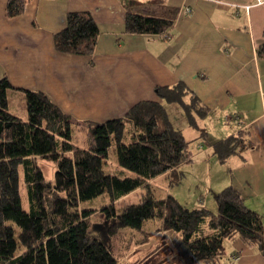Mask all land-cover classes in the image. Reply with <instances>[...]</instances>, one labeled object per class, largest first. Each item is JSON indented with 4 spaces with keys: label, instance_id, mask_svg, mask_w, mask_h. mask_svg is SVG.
Here are the masks:
<instances>
[{
    "label": "trees",
    "instance_id": "obj_1",
    "mask_svg": "<svg viewBox=\"0 0 264 264\" xmlns=\"http://www.w3.org/2000/svg\"><path fill=\"white\" fill-rule=\"evenodd\" d=\"M27 2L7 0L5 17L20 16ZM171 25L170 20L126 10L123 30L158 35ZM96 36L89 14L72 12L65 15L64 27L52 42L58 53L89 56ZM256 55L264 58V43ZM9 89L7 80L0 79V264H118L132 246L165 233L172 264H233L222 247L224 239H237L246 248L256 246L264 256L260 219L233 187L213 195L215 213L188 209L170 195L155 196L150 182L190 161L187 142L170 125L163 104L178 106L187 125L205 137L199 122L208 111L184 83L154 87L159 102H139L120 118L82 124L72 122L40 92L29 90L17 91L26 105L33 101L41 108L29 109L21 120L8 112L3 94ZM245 135L239 131L214 143L212 154L218 162L247 149ZM88 156L99 160L98 175ZM42 160L54 166L51 180L43 177L38 165ZM13 172L25 190L27 211L22 209L18 184H12ZM176 183L178 179L171 178L168 185ZM132 195L135 203L129 201ZM107 196L110 202L105 203ZM96 198L104 203L86 206ZM99 209L111 211V216L105 219ZM93 216L101 220L94 223ZM147 222L151 224L144 226ZM203 228L210 234L202 235Z\"/></svg>",
    "mask_w": 264,
    "mask_h": 264
},
{
    "label": "crops",
    "instance_id": "obj_2",
    "mask_svg": "<svg viewBox=\"0 0 264 264\" xmlns=\"http://www.w3.org/2000/svg\"><path fill=\"white\" fill-rule=\"evenodd\" d=\"M6 1L0 0V79L11 87L3 94L11 115L24 120L41 108L33 101L26 105L17 91L29 90L72 122L101 123L139 102H159L153 88L180 81L208 111L199 122L205 137L187 125L178 106L163 104L170 125L187 142L190 161L150 184L163 194L158 198L170 195L184 205L191 200V209L214 213L213 195L231 186L258 215L264 234V58L256 55L264 43V0H28L11 19L4 15ZM126 10L172 25L158 35L126 34ZM72 12L88 13L97 28L89 56L54 50L53 35ZM239 131L246 132L249 147L218 162L212 145ZM171 178L178 183L169 186ZM189 180L202 183L206 204L203 196L184 198L177 187ZM208 234L205 228L202 235ZM161 235V250L171 251L168 234ZM222 247L233 264H264L258 248L237 239H224Z\"/></svg>",
    "mask_w": 264,
    "mask_h": 264
},
{
    "label": "rangeland",
    "instance_id": "obj_3",
    "mask_svg": "<svg viewBox=\"0 0 264 264\" xmlns=\"http://www.w3.org/2000/svg\"><path fill=\"white\" fill-rule=\"evenodd\" d=\"M88 158V161H91L89 162L91 165V168L93 170V173L94 175H98V167H99V160L97 158H93V159H90V156L87 157ZM109 159H111L112 163L114 162L115 163V159H114V156L112 154L111 151H109ZM11 164H13V162H11ZM110 164V163H109ZM38 165L42 171V174H43V177L44 179L46 180H51L52 179V175H53V172H54V166L52 163L50 162H46V161H39L38 162ZM111 167H113V165L110 164ZM126 173V172H125ZM127 174V173H126ZM11 180H12V184L15 186L18 184L19 188H20V199H21V206H22V209L24 211H27L28 210V205H27V202H26V196H25V190L21 189V186L19 185V183H17V178H16V175L15 173L13 172L12 173V177H11ZM158 182V181H157ZM155 183L154 185H158L160 186V184L162 185V182L159 181L158 183ZM107 183V191L108 190V180L106 181ZM179 188V190L182 191V194L184 196L185 199H190L192 198H200V200L202 199V196H203V193L201 194V189H202V183L199 181V180H194L191 182V180H189L188 182H184L180 187H177ZM108 195V194H107ZM163 195L160 191H158L157 189L155 190V196L158 197V196H161ZM205 196H203V199L205 201V204L207 203V200H205L204 198ZM105 199V198H104ZM208 199V198H207ZM129 201L131 203H135L137 201V198L136 196L132 195L129 197ZM187 201V200H186ZM106 202H110L109 201V198L107 196V198L105 199V203ZM104 203V202H103ZM101 202V198H96V199H93L89 202H86V206H91V208H98L100 205L103 204ZM188 204H182L184 205L186 208L188 209H191V200L187 201ZM99 214H102L104 216L105 219H108L110 216H111V211H107V210H103L101 211V209H99L97 211ZM214 213V212H213ZM101 219L99 218H95L94 216L91 218V221L94 222V223H98ZM151 224V222H147L144 224L145 225H149ZM122 231H130L129 229H124ZM205 231V228H203V231ZM163 235H157L153 238H150L147 242V244L145 245H142V246H138V247H134L132 246L129 251L127 252V254L125 255L124 259H121L118 264H142V262L148 257V255H150L154 250H157L159 255H157L156 259L153 260V263H155V261L157 262L159 259H163V261H167L168 264H172L169 260V255H170V250H168V252L166 251V249H162V244H159V242H157V240L159 238H162ZM136 240V239H135ZM156 242V243H155ZM226 246V245H225ZM252 248L255 249V251L257 250L256 246H253ZM162 253V254H161ZM152 263V264H153Z\"/></svg>",
    "mask_w": 264,
    "mask_h": 264
},
{
    "label": "flooded vegetation",
    "instance_id": "obj_4",
    "mask_svg": "<svg viewBox=\"0 0 264 264\" xmlns=\"http://www.w3.org/2000/svg\"><path fill=\"white\" fill-rule=\"evenodd\" d=\"M156 255H149L145 260H144V264H152L153 263V259ZM153 264H161V263H153Z\"/></svg>",
    "mask_w": 264,
    "mask_h": 264
},
{
    "label": "built area",
    "instance_id": "obj_5",
    "mask_svg": "<svg viewBox=\"0 0 264 264\" xmlns=\"http://www.w3.org/2000/svg\"><path fill=\"white\" fill-rule=\"evenodd\" d=\"M260 1H261V0H255V3L258 4V3H260ZM263 38H264V36H263Z\"/></svg>",
    "mask_w": 264,
    "mask_h": 264
}]
</instances>
